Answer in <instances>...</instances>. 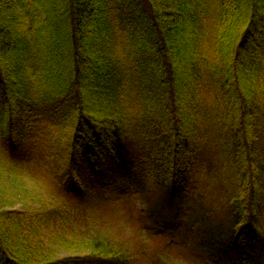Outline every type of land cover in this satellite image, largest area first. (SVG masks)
<instances>
[{
	"label": "trees",
	"instance_id": "obj_1",
	"mask_svg": "<svg viewBox=\"0 0 264 264\" xmlns=\"http://www.w3.org/2000/svg\"><path fill=\"white\" fill-rule=\"evenodd\" d=\"M42 119L61 178L26 159ZM260 243L264 0H0V264H263Z\"/></svg>",
	"mask_w": 264,
	"mask_h": 264
},
{
	"label": "rangeland",
	"instance_id": "obj_2",
	"mask_svg": "<svg viewBox=\"0 0 264 264\" xmlns=\"http://www.w3.org/2000/svg\"><path fill=\"white\" fill-rule=\"evenodd\" d=\"M112 32L113 36L115 37V41L124 35V29L126 28L127 23L122 18L120 11H115L112 15ZM212 22L209 21L207 26L210 28ZM212 34V33H211ZM112 36V37H113ZM132 92V91H131ZM131 92L127 93L126 102L128 106H135V92L131 94ZM67 139H60L59 133L56 129L50 126L48 120L42 119L40 122L33 124V128L30 132V148L28 150V155L26 159L30 161H39L43 164L44 168L48 170L52 175L61 178L65 174V169L67 166ZM143 169V168H141ZM140 170V168H139ZM203 168H197L192 171L189 175V179L191 181L199 180L202 177ZM145 174L142 171H138V177L143 180ZM148 179V178H146ZM144 179V180H146ZM129 185H125L122 182H113L105 187L103 191H101V195L107 199H119V198H126L127 195L124 194L125 188ZM131 186V184H130ZM133 189V188H132ZM95 194V193H94ZM93 194V196H94ZM56 200V199H55ZM18 208H21L20 205H17ZM138 209H142L140 205L137 206ZM144 208V207H143ZM147 222V220H146ZM138 239L141 241L143 237L140 235ZM146 245L148 246L150 252L158 249L160 246V240L155 241L153 239H147ZM264 244H256L255 250L256 251H263ZM154 253V252H153ZM220 255L217 254L215 257L219 260ZM146 264V263H142ZM264 264V263H263Z\"/></svg>",
	"mask_w": 264,
	"mask_h": 264
}]
</instances>
